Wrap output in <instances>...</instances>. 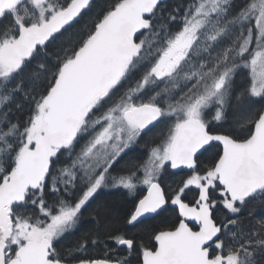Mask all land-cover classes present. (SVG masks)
Masks as SVG:
<instances>
[{"label":"snow or ice","instance_id":"1","mask_svg":"<svg viewBox=\"0 0 264 264\" xmlns=\"http://www.w3.org/2000/svg\"><path fill=\"white\" fill-rule=\"evenodd\" d=\"M0 264H264V0H0Z\"/></svg>","mask_w":264,"mask_h":264}]
</instances>
